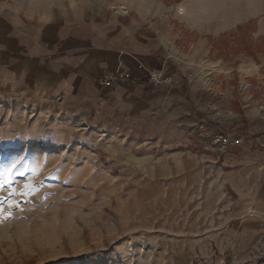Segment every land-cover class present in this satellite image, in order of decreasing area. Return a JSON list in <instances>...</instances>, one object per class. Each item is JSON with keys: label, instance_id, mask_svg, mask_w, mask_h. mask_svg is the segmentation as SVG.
<instances>
[{"label": "rangeland", "instance_id": "1", "mask_svg": "<svg viewBox=\"0 0 264 264\" xmlns=\"http://www.w3.org/2000/svg\"><path fill=\"white\" fill-rule=\"evenodd\" d=\"M134 1L165 23L192 82L216 86L228 72L253 84L258 68H240L264 61V36L254 38L264 0H200L192 17L207 24L241 6L240 23L218 35L172 16L183 0ZM251 94L242 115L256 113ZM208 111L210 123L224 122L219 109ZM164 112L85 122L58 100L0 84V264H264L260 249L233 244L215 177L203 195L202 167L188 169L202 159L190 152L219 163L233 148L216 157L194 142L193 116L179 111L176 124ZM208 130V138L220 132Z\"/></svg>", "mask_w": 264, "mask_h": 264}, {"label": "crops", "instance_id": "2", "mask_svg": "<svg viewBox=\"0 0 264 264\" xmlns=\"http://www.w3.org/2000/svg\"><path fill=\"white\" fill-rule=\"evenodd\" d=\"M199 1L183 0L173 7L172 16L191 29L213 35L240 23L241 6L239 12L228 16L225 11L208 24L193 19ZM121 7L125 10L120 11ZM164 25L134 0H0V84L31 88L58 100L68 113L85 122L130 121L138 113L162 116L165 111L178 124L181 112L194 117L189 133L202 146L209 139L201 125L237 137L239 146L219 163L190 152L202 159L191 158L188 169L198 175L197 166L202 167L203 195L215 177L214 185L227 203L224 218L233 244L241 250L264 252V61L253 63L258 68L253 84H243L228 72L219 76L216 86L210 81L192 82L193 74L185 73L186 66L175 60L185 58L174 50ZM261 36L264 24L259 23L254 38ZM220 63L227 68L223 60ZM118 69L128 71L130 77L102 87L98 78ZM148 69L172 77L173 85L155 86ZM247 94L256 113L242 115L248 106L242 102ZM210 108L224 113L219 119L223 123L208 121ZM226 114L232 119L226 120ZM255 256L256 252L249 253L245 259Z\"/></svg>", "mask_w": 264, "mask_h": 264}, {"label": "built area", "instance_id": "3", "mask_svg": "<svg viewBox=\"0 0 264 264\" xmlns=\"http://www.w3.org/2000/svg\"><path fill=\"white\" fill-rule=\"evenodd\" d=\"M149 80L155 86H162V85H173L172 77L164 75L161 72H157L152 69H148ZM130 77V73L124 69H118L113 72H106L103 73L99 78L98 81L102 87L108 88L111 87L114 83L118 80L128 79ZM201 131L204 134L208 133V126H200ZM208 144L206 148L213 153L216 157H223L228 152L239 144L237 138L225 134L223 132H213L209 136Z\"/></svg>", "mask_w": 264, "mask_h": 264}, {"label": "bare ground", "instance_id": "4", "mask_svg": "<svg viewBox=\"0 0 264 264\" xmlns=\"http://www.w3.org/2000/svg\"><path fill=\"white\" fill-rule=\"evenodd\" d=\"M171 51H172V50H171ZM175 51H176V50H175ZM175 51H172V54H173L174 56L178 57L179 55H178V53H176ZM204 67H205V69L210 70V69H212L213 65H212L211 63H207ZM254 68H255L254 64H253V65H250V66H242V67H241V71L249 72V71H251V70L254 69ZM214 71H215V70H214Z\"/></svg>", "mask_w": 264, "mask_h": 264}, {"label": "trees", "instance_id": "5", "mask_svg": "<svg viewBox=\"0 0 264 264\" xmlns=\"http://www.w3.org/2000/svg\"><path fill=\"white\" fill-rule=\"evenodd\" d=\"M253 55H256V53H252ZM183 90H184V93L187 94L188 92V81L187 80H184L183 82Z\"/></svg>", "mask_w": 264, "mask_h": 264}, {"label": "snow or ice", "instance_id": "6", "mask_svg": "<svg viewBox=\"0 0 264 264\" xmlns=\"http://www.w3.org/2000/svg\"><path fill=\"white\" fill-rule=\"evenodd\" d=\"M14 166V165H13ZM10 171V170H9Z\"/></svg>", "mask_w": 264, "mask_h": 264}]
</instances>
